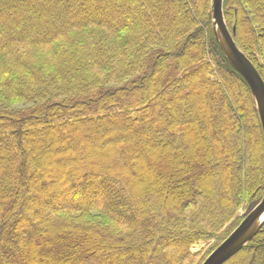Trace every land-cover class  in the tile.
<instances>
[{"label":"trees","instance_id":"16d2710c","mask_svg":"<svg viewBox=\"0 0 264 264\" xmlns=\"http://www.w3.org/2000/svg\"><path fill=\"white\" fill-rule=\"evenodd\" d=\"M222 10L264 81V0ZM145 145L162 167L142 161ZM67 151L85 164L42 181ZM209 152L208 172L189 166ZM263 193L259 116L211 0H0V264H201ZM223 264H264V223Z\"/></svg>","mask_w":264,"mask_h":264},{"label":"water","instance_id":"95a60500","mask_svg":"<svg viewBox=\"0 0 264 264\" xmlns=\"http://www.w3.org/2000/svg\"><path fill=\"white\" fill-rule=\"evenodd\" d=\"M222 3L223 0H211V14L215 37L226 59L247 83L254 98L261 124L264 146V81L252 62L235 44L224 21ZM263 214L264 193L261 200L246 213L239 224L207 255L201 264H223L257 232L264 223Z\"/></svg>","mask_w":264,"mask_h":264},{"label":"rangeland","instance_id":"374dc122","mask_svg":"<svg viewBox=\"0 0 264 264\" xmlns=\"http://www.w3.org/2000/svg\"><path fill=\"white\" fill-rule=\"evenodd\" d=\"M157 91V95L155 96V98L154 99H152L151 100V102H150V104H149V106L146 108V110L151 114V115H153V117L155 118L156 117V120L157 119H159V118H157V116L155 115L154 116V114H152V108H153V106L155 105V104H157L158 103V97L162 94V92L160 93V91L157 89L156 90ZM215 98H216V100H218V98H217V93H215ZM22 105L21 104H16V105H14V107L15 108H19V107H21ZM84 124H86V120L84 119ZM100 124H103V122L101 121V122H96V121H92L91 122V127L92 126H96V125H100ZM84 128H85V131H87V130H89V125H85L84 126ZM208 130V129H207ZM210 130V129H209ZM64 131H66V136H71V135H73V134H75V131H72V130H68V129H64ZM204 131V133H206V130L204 129L203 130ZM211 133H213V132H211ZM211 133H209V136L210 137H213V135L211 134ZM215 135V134H214ZM216 137H217V135H216ZM62 140V138L60 139V141ZM125 143V142H124ZM219 143L220 144H222V140H219ZM53 145V144H52ZM200 145V144H199ZM140 147V146H139ZM145 147L147 148V153H145V151H144V149H143V146H142V149H139V153H138V155L140 154V153H142L143 154V162L144 163H149L150 165H155V166H158V167H162L163 165H164V163L163 162H161V161H159L158 159H161V156L160 155H155V151H154V149L152 148V147H149L148 148V146H146L145 145ZM133 150H137L138 151V149H133ZM141 150V151H140ZM84 151H85V154H86V156H87V158H88V160H92L93 162H95L96 160H99V154H98V152L96 151V148H92V146L91 147H88L87 145H86V147L84 148ZM69 152L67 151V152H63L62 153V158L64 159V161H60V162H63V163H59V165H56V164H52V165H47L46 167H47V172H45V171H41L42 173H41V175H40V179L42 180V181H48V180H51L53 177H55V179H57V180H59L60 178H61V176L60 175H55V173L54 172H51L54 168H56V170L57 171H61V170H63V169H66V168H69V167H78V166H82V165H84L85 164V161L84 160H81V159H79V157H78V159H71V161L70 160H66V154H68ZM65 154V155H64ZM64 155V156H63ZM211 155H210V152L206 155V157L204 156V155H202L201 157H189L188 158V164H189V166L190 165H194V166H197L198 165V169L199 170H201V171H205V172H208L209 171V167H208V163H207V160H209V159H211ZM110 159V158H109ZM111 159H112V161L113 162H118V158H116V156H112L111 155ZM44 161V160H43ZM107 161H108V159H107ZM49 162V161H48ZM44 163H46L45 161H44ZM48 164V163H47ZM33 166H31V165H28V168L29 169H31ZM36 169H37V166H36ZM194 171H195V169L193 168H191V167H188V168H186L185 170H184V172H183V176L185 177V179L188 181V183L190 184V185H192V186H194L195 187V173H194ZM214 173V172H213ZM176 176V174H174V177ZM223 174L221 173L220 174V185H222L223 184ZM170 183L172 184L173 183V181H170ZM218 186V187H221V186ZM39 189H41L40 187H35V188H33L32 189V191H31V193L33 194V195H35L36 197L38 196V195H41L40 196V198H42V193H40V190ZM195 189H197V188H195ZM131 205V204H130ZM30 207L31 208H36V206H35V204L34 203H31L30 204ZM30 210V209H29ZM29 210H27V213H26V211H25V213L27 214V215H29V220H34V217L31 215L30 216V214H29ZM29 211V212H28ZM241 212L242 211H240V214H241ZM137 220V219H136ZM45 223H39V222H34V225L33 226H35V228L36 229H38L39 231H41V233L43 232V235L46 233V227H45V225H44ZM82 235L83 234H81V235H79L78 236V238L76 239L77 240V245H78V247L79 246H83V245H85V238H87V236H85V235H83L84 236V238L82 237ZM74 240V239H73ZM209 243H207V242H204V241H201V242H198V243H196V244H194L193 246H192V250H194V251H197V250H200V249H203V248H206V246L208 245ZM25 249V248H24ZM29 249V252L28 253H26L28 256L29 255H31V248H28ZM108 252L107 251H105V250H102L100 253H99V259H100V261L101 262H104L105 260H107L108 258ZM18 259V258H17ZM16 261V259H14L13 260V262H15ZM28 261H30V260H28ZM31 263V262H30Z\"/></svg>","mask_w":264,"mask_h":264},{"label":"bare ground","instance_id":"6f19581e","mask_svg":"<svg viewBox=\"0 0 264 264\" xmlns=\"http://www.w3.org/2000/svg\"><path fill=\"white\" fill-rule=\"evenodd\" d=\"M262 217H264V214L262 215ZM262 217H261V218H262ZM259 221H260V219H259Z\"/></svg>","mask_w":264,"mask_h":264}]
</instances>
